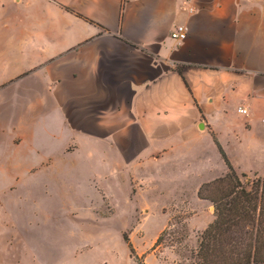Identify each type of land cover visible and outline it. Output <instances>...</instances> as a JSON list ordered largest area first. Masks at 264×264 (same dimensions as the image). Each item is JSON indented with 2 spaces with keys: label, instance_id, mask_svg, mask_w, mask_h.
<instances>
[{
  "label": "crops",
  "instance_id": "obj_1",
  "mask_svg": "<svg viewBox=\"0 0 264 264\" xmlns=\"http://www.w3.org/2000/svg\"><path fill=\"white\" fill-rule=\"evenodd\" d=\"M263 111L264 0H1L0 149H32L42 112L120 183L201 199L228 170L217 141L239 174L264 175L228 150L264 149Z\"/></svg>",
  "mask_w": 264,
  "mask_h": 264
},
{
  "label": "rangeland",
  "instance_id": "obj_2",
  "mask_svg": "<svg viewBox=\"0 0 264 264\" xmlns=\"http://www.w3.org/2000/svg\"><path fill=\"white\" fill-rule=\"evenodd\" d=\"M44 116L32 149H0V264H138L124 233L146 264L190 257L215 217L210 201L149 195L154 187L139 179L121 184L87 141L65 149L70 138L46 132ZM228 150L252 153L264 171V149Z\"/></svg>",
  "mask_w": 264,
  "mask_h": 264
},
{
  "label": "trees",
  "instance_id": "obj_3",
  "mask_svg": "<svg viewBox=\"0 0 264 264\" xmlns=\"http://www.w3.org/2000/svg\"><path fill=\"white\" fill-rule=\"evenodd\" d=\"M217 144L228 170L203 183L198 191L199 198L213 204L215 217L200 234L190 257L177 264H264V175L251 178L242 173L243 180ZM163 236L155 246L161 244ZM123 238L138 264H146L135 254L127 233Z\"/></svg>",
  "mask_w": 264,
  "mask_h": 264
},
{
  "label": "built area",
  "instance_id": "obj_4",
  "mask_svg": "<svg viewBox=\"0 0 264 264\" xmlns=\"http://www.w3.org/2000/svg\"><path fill=\"white\" fill-rule=\"evenodd\" d=\"M187 36H188V28L185 25H177L171 32V37L178 41L185 40ZM240 111L245 114L248 113L247 108H244V109L241 108ZM263 122H264V119H263Z\"/></svg>",
  "mask_w": 264,
  "mask_h": 264
},
{
  "label": "water",
  "instance_id": "obj_5",
  "mask_svg": "<svg viewBox=\"0 0 264 264\" xmlns=\"http://www.w3.org/2000/svg\"><path fill=\"white\" fill-rule=\"evenodd\" d=\"M214 208V207H213Z\"/></svg>",
  "mask_w": 264,
  "mask_h": 264
}]
</instances>
